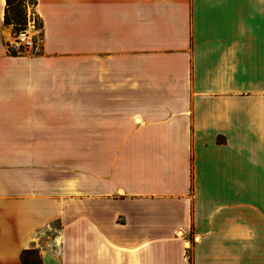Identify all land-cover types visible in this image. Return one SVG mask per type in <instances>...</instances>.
Wrapping results in <instances>:
<instances>
[{
	"label": "crops",
	"instance_id": "crops-1",
	"mask_svg": "<svg viewBox=\"0 0 264 264\" xmlns=\"http://www.w3.org/2000/svg\"><path fill=\"white\" fill-rule=\"evenodd\" d=\"M0 0V264H264V0Z\"/></svg>",
	"mask_w": 264,
	"mask_h": 264
},
{
	"label": "built area",
	"instance_id": "built-area-1",
	"mask_svg": "<svg viewBox=\"0 0 264 264\" xmlns=\"http://www.w3.org/2000/svg\"><path fill=\"white\" fill-rule=\"evenodd\" d=\"M37 21L39 19L36 14H27L26 25L16 34L17 46L34 49L42 43L39 36L41 34V24H38ZM30 33H33V35L30 36Z\"/></svg>",
	"mask_w": 264,
	"mask_h": 264
},
{
	"label": "trees",
	"instance_id": "trees-1",
	"mask_svg": "<svg viewBox=\"0 0 264 264\" xmlns=\"http://www.w3.org/2000/svg\"><path fill=\"white\" fill-rule=\"evenodd\" d=\"M18 2L20 4L21 7H23V12L24 14L19 13L18 11L15 12L14 14V18L10 19L9 16L11 15L12 11H13V5L14 3ZM7 6H8V10L6 13V19L5 22L7 25H14L16 27L15 32L17 31V33L20 31L19 29L21 28V26H25L26 23H21L22 21L27 19V12H26V0H7ZM22 29V28H21ZM37 255L38 256V252L36 250H31V251H26L23 253L22 259H23V264H40V261H36L33 263H29L27 256L28 255Z\"/></svg>",
	"mask_w": 264,
	"mask_h": 264
},
{
	"label": "rangeland",
	"instance_id": "rangeland-1",
	"mask_svg": "<svg viewBox=\"0 0 264 264\" xmlns=\"http://www.w3.org/2000/svg\"><path fill=\"white\" fill-rule=\"evenodd\" d=\"M13 11H12V13H11V15L9 16V18L10 19H13L14 18V14H15V12L16 11H18L19 13H21V14H24V12H23V7H21L20 6V4L18 3V2H16V3H14V5H13ZM25 15V14H24ZM38 22V24H41V22H40V20L39 21H37ZM21 23H26L25 22V20L24 21H22ZM21 28H24L23 26H21ZM21 28L19 29V30H21ZM13 29L15 30L16 29V27L13 25ZM16 34H17V31H16ZM33 35V33H30V36H32ZM38 43V42H37ZM39 46V45H38ZM38 46H37V48H38ZM27 259H28V262L29 263H33V262H36V261H39V259H38V256L37 255H28L27 256Z\"/></svg>",
	"mask_w": 264,
	"mask_h": 264
}]
</instances>
